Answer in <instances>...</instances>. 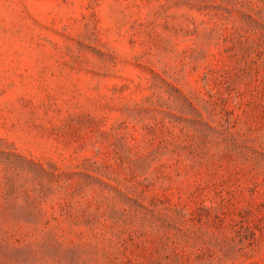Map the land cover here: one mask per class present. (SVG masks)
Listing matches in <instances>:
<instances>
[{"label": "rangeland", "instance_id": "rangeland-1", "mask_svg": "<svg viewBox=\"0 0 264 264\" xmlns=\"http://www.w3.org/2000/svg\"><path fill=\"white\" fill-rule=\"evenodd\" d=\"M0 264H264V0H0Z\"/></svg>", "mask_w": 264, "mask_h": 264}]
</instances>
